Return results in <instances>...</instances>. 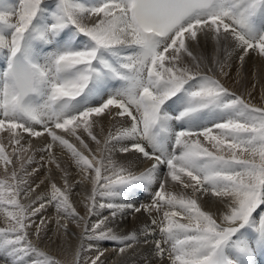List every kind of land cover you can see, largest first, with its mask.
<instances>
[{
	"label": "snow or ice",
	"instance_id": "6c2138e0",
	"mask_svg": "<svg viewBox=\"0 0 264 264\" xmlns=\"http://www.w3.org/2000/svg\"><path fill=\"white\" fill-rule=\"evenodd\" d=\"M209 41L222 76L233 53L241 66L252 53L264 58V0H0V134L12 150L0 142V264H66L33 243L47 236L48 207L58 233L67 235L70 223L82 227L71 264H103L98 242H116L125 253L137 235L119 236L110 225L162 209L143 230L145 244L159 232L151 243L161 264H257L264 253V105L208 75L214 69L205 71L195 50ZM54 147L69 156L79 181L70 182ZM30 151L19 171H9ZM37 151L45 155L29 171ZM48 165L63 184L49 168L48 189L37 193L45 179L31 178ZM81 184L88 192L83 216L70 199ZM137 190L150 191L151 202L125 200ZM202 200L223 211L205 210ZM92 216L98 219L90 223Z\"/></svg>",
	"mask_w": 264,
	"mask_h": 264
},
{
	"label": "bare ground",
	"instance_id": "6f19581e",
	"mask_svg": "<svg viewBox=\"0 0 264 264\" xmlns=\"http://www.w3.org/2000/svg\"><path fill=\"white\" fill-rule=\"evenodd\" d=\"M4 3L13 4L15 3V0H3ZM48 3H52L53 0H47ZM77 2H81V0H77ZM83 2H90V0H83ZM196 55L202 56L205 59V63L202 65V68L206 71L209 67H212L214 70L212 72H209L208 75H213L219 79L233 92H235L237 95H242L246 99H249L251 103L256 104L257 106L264 105V85H261V83H264V58L260 57L256 53H252L248 57H246L245 62L241 66L239 60L236 58V54L233 53L232 58L227 62V66L224 68V71L228 73L227 76H222L220 74V71L217 66L212 64V57L215 55L214 52V45L212 42H208L206 45H202L200 48L195 50ZM220 58L223 59V53L220 54ZM3 57L0 56V60H2ZM256 73L261 76V78H258L256 76ZM261 79L260 83H257V81ZM103 127L105 131H107L111 125L110 123L105 120L103 122ZM97 133H99V126H97L96 130ZM25 136L27 134H24ZM86 142H88L87 137H85ZM0 142L4 143L6 150L9 155L12 154L11 147L8 144V137L7 134H0ZM74 144H77V147L80 148L81 151H84L81 146L73 139L71 141ZM22 144L27 146L25 141H22ZM89 146L91 148H95V145L90 143ZM40 145L33 142V148H39ZM53 153L57 159V161L60 163L62 168L68 169L70 172V182L75 179L76 181H79L81 177L78 174L77 169L75 168L74 164L70 163V158L66 154L65 151H62L59 147L53 148ZM31 154V151L27 154L21 153V161H17L14 159V163L12 166L9 167V171H11L12 167L16 168L17 171L20 169V163L22 160L26 159L27 155ZM87 155L88 153L85 151L84 153ZM42 155H45L43 152L37 151L35 153V161L36 163L29 166V171L33 167H37L40 158ZM118 162L125 163V156L123 154H117L114 157ZM130 159V158H129ZM146 165H140L137 171L143 170ZM51 168L52 175L55 177L56 182L58 185L63 184V181L60 179L61 173L56 169L55 165H48V167L41 168L39 174L31 179H34L35 182H39L41 179H45L46 175L48 174V169ZM58 177V178H57ZM5 178L4 173V167L2 164H0V179ZM88 190L90 191V185L87 186ZM48 189V182L45 179V184L41 185L39 188V193H44ZM168 190L170 192H174L177 195H185L190 196L191 191L187 190L185 191L182 187L176 186L173 187L172 185L168 187ZM149 193V192H148ZM146 193V191H142L141 193H138L136 191L135 193V200L134 204L139 206L137 204V200H140V203L144 205H147L151 202V194L149 195ZM88 194V192L85 191V185L81 184L80 186L74 188L73 194L71 195L70 199L73 203L74 207H76L77 211L82 215L86 213V209L84 207V199L85 196ZM132 197V196H131ZM126 198V197H125ZM27 202V201H26ZM133 202V201H132ZM203 208L207 211H211L213 213H217L219 211H223V206L215 203L213 201L208 200H202L199 201ZM21 203L26 204L22 199ZM139 203V204H140ZM27 205V204H26ZM9 210H11L9 208ZM166 209H162L161 212ZM102 213H105V210H101ZM56 213V210L53 207H48L46 211L43 212V214H47V218L51 217ZM56 215V214H55ZM54 215V216H55ZM136 215V214H135ZM132 215L129 213L128 215H125L121 217V222L123 226L126 227V229L132 231V234L135 233L138 237V242L134 244V246L130 249V253L127 254V261L119 262V264H161L158 257H150L147 253L151 249H153L152 243L145 244L144 242V229L146 226H150V221L144 216V213H138V216ZM143 215V216H141ZM46 217V216H44ZM57 217V216H56ZM93 217V216H92ZM98 219L97 216H94ZM131 217V219H130ZM134 217L135 220L133 219ZM160 218V216H159ZM35 219V218H34ZM49 219V218H48ZM53 218H50V223L48 225V231L47 236L45 237V241L42 242L44 244V251L53 249L57 251V255L63 259L65 262H69L71 264V261L73 259V251L75 248L79 246L78 243V236L81 235L82 227L77 228L75 223L69 224V230L68 234L64 235L63 232H57V225L55 223L56 220H52ZM93 219V218H91ZM36 222H38L37 218L35 219ZM95 220V219H94ZM151 220V219H150ZM4 222V211L3 209H0V224L3 225ZM63 223V221H61ZM120 223V224H121ZM115 224V223H114ZM117 224V222H116ZM113 225V223H112ZM119 225V224H118ZM111 226V225H110ZM115 230V229H114ZM121 233V232H120ZM122 234V233H121ZM78 235V236H77ZM119 235V234H118ZM160 234L158 232L155 233V237L159 239ZM49 237V239L47 238ZM154 237V239H155ZM151 238V237H149ZM34 241V240H33ZM81 241V240H80ZM114 243V242H113ZM38 245V244H37ZM116 245H113L108 242H98L96 247L101 249V247L106 248V252H104V256L102 257L103 264H115L113 263L111 259L112 255L117 251ZM103 248V249H104ZM52 250V252H53ZM114 250V252H113ZM51 252V250H50ZM135 252V253H132ZM54 254V253H53ZM96 254L95 249H93L90 252L83 253V258L87 259L90 256H94ZM52 255V254H51ZM129 255V256H128ZM114 256V255H113ZM56 257V256H55ZM57 258V257H56ZM259 260V259H258ZM109 261V262H108ZM111 261V262H110ZM163 264H167V259L163 261Z\"/></svg>",
	"mask_w": 264,
	"mask_h": 264
},
{
	"label": "rangeland",
	"instance_id": "374dc122",
	"mask_svg": "<svg viewBox=\"0 0 264 264\" xmlns=\"http://www.w3.org/2000/svg\"><path fill=\"white\" fill-rule=\"evenodd\" d=\"M256 76L258 77V78H261V76L259 75V74H257L256 73ZM260 81H261V79H259L258 81H257V83H260ZM261 85H264V83H261ZM58 178V177H57ZM169 186H171V185H169ZM168 186V187H169ZM173 187H176V186H174V185H172ZM39 191V189H37V193H39L38 192ZM191 191V190H190ZM137 192L138 193H141L142 191L141 190H137ZM149 192V193H148ZM146 193H148L149 195L151 194V192L150 191H146ZM36 194H33V196H35ZM135 193L134 194H132V197L129 199L128 197H126L125 198V200H128V202H130V203H133L134 204V200H135ZM22 200L26 203V204H30L31 203V197H29V198H22ZM27 201V202H26ZM133 201V202H132ZM140 200L138 201L137 200V204L139 205V206H142L143 204L142 203H140ZM144 206H146V205H144ZM105 213H102L104 216H107V215H109V212L107 211V210H105L104 211ZM56 214V215H55ZM43 216H46V218H47V214H42ZM55 215V216H54ZM54 215H52L51 217H48L47 219L50 221V218H53L52 220H56V216H57V213H54ZM84 214H82V216H83ZM161 215H162V212L161 213H156L155 211H153V213H152V216H149V214L148 213H146V212H144V216H146V218L150 221V219H152V217L153 216H155L157 219H159V216L161 217ZM135 216H138V213L135 215ZM141 216H143V215H141ZM37 218V220H38V222L37 223H39V220H40V216H37V217H35V219ZM91 218H93V219H91ZM90 218V223L91 222H95L96 220H97V218L96 217H91ZM133 218V217H132ZM135 218L136 217H134L133 219L135 220ZM95 219V220H94ZM130 219H131V217H130ZM116 222H117V224H116ZM121 222H123V221H121V219L119 218V219H117L114 223H113V225L111 224V226L110 227H112L113 228V231L118 235L119 234V236H125V235H131L132 234V231H130V230H128V229H126V227L125 226H123L122 225V223ZM1 223H5V222H1ZM121 223V224H120ZM119 224V225H118ZM6 225L5 224H3V225H1L0 224V228H2V227H5ZM151 226V225H150ZM115 229V230H114ZM122 234H121V233ZM158 232V231H157ZM159 233V232H158ZM78 236V235H77ZM154 237H155V235L154 236H152L151 238H149V241H150V243H151V241L152 240H154ZM159 237V236H158ZM48 239H49V237H47ZM160 238V237H159ZM155 239H157L156 237H155ZM77 240H78V243L80 244V240H81V235L80 236H78V238H77ZM45 241V238L42 240V241H36V240H34L33 241V243H35V244H38V246L42 249V250H44V244L42 243V242H44ZM105 243V242H104ZM109 243L110 244H112V246L113 245H116L115 247L117 248V251L111 256L112 258L111 259H109V260H112L113 261V263H115V264H119V262H121V259H122V261L124 260V261H127V254H129L130 252V249H127L126 250V252L125 253H123V254H121L120 252H119V247H120V245L118 244V243H116V242H111V241H109ZM144 243V242H143ZM104 247H101V251H104V252H106V248H104ZM50 250H51V252H50ZM50 250H45L47 253H49V254H52L53 256H56L57 257V259H60V260H62L63 261V259H61V257L59 256V255H57V251H55V250H53V249H50ZM52 250H53V252H52ZM113 252H114V250H113ZM54 253V254H53ZM132 253H135V252H132ZM148 254H149V256L150 257H155L156 256V254H155V252L151 249L150 251H148L147 252ZM129 256V255H128ZM257 256H258V254H257ZM256 256V261L257 262H259V261H261L260 260V258H258ZM126 257V258H125ZM167 259V258H166ZM259 259V260H258ZM263 259H264V257H263ZM65 262V261H64ZM109 262V261H108ZM111 262V261H110ZM66 264H69V262H66Z\"/></svg>",
	"mask_w": 264,
	"mask_h": 264
}]
</instances>
